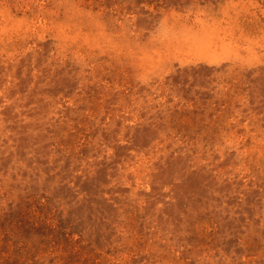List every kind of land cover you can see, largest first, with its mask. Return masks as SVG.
<instances>
[{"label": "rangeland", "instance_id": "1", "mask_svg": "<svg viewBox=\"0 0 264 264\" xmlns=\"http://www.w3.org/2000/svg\"><path fill=\"white\" fill-rule=\"evenodd\" d=\"M0 264H264V0H0Z\"/></svg>", "mask_w": 264, "mask_h": 264}]
</instances>
